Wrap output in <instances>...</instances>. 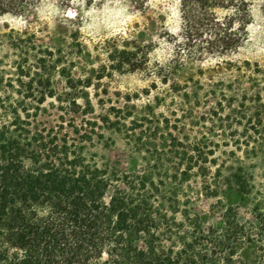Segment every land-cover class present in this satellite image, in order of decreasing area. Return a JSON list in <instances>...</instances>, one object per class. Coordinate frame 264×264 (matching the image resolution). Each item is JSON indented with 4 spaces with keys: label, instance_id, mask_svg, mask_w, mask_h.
Returning a JSON list of instances; mask_svg holds the SVG:
<instances>
[{
    "label": "rangeland",
    "instance_id": "1",
    "mask_svg": "<svg viewBox=\"0 0 264 264\" xmlns=\"http://www.w3.org/2000/svg\"><path fill=\"white\" fill-rule=\"evenodd\" d=\"M247 1V37L225 53L186 44L184 0H41L0 15V96L98 164L149 172L168 221L221 228L233 208L252 228L264 213V0ZM125 49L140 67L118 62ZM46 50L55 95L39 103L24 97L18 64L36 70Z\"/></svg>",
    "mask_w": 264,
    "mask_h": 264
},
{
    "label": "trees",
    "instance_id": "2",
    "mask_svg": "<svg viewBox=\"0 0 264 264\" xmlns=\"http://www.w3.org/2000/svg\"><path fill=\"white\" fill-rule=\"evenodd\" d=\"M40 2L0 0V15L22 14ZM184 4L192 6L185 16L187 45L199 41L202 48L225 53L243 44L251 19L247 0ZM215 7L231 14L222 20L212 12ZM121 53L128 57L118 58L120 64L140 67L134 51ZM53 55L46 50L36 70L18 64L24 97L42 103L55 95L47 68ZM184 96L189 99V92ZM0 108V264H264V213L257 214L252 228L239 221L233 208L224 214L221 228L195 220L183 227V221H168L149 172L100 165L66 137L33 130L20 108L7 107L1 96ZM208 159L199 151L196 163ZM235 183L245 187L242 176Z\"/></svg>",
    "mask_w": 264,
    "mask_h": 264
},
{
    "label": "clouds",
    "instance_id": "3",
    "mask_svg": "<svg viewBox=\"0 0 264 264\" xmlns=\"http://www.w3.org/2000/svg\"><path fill=\"white\" fill-rule=\"evenodd\" d=\"M177 2H179V0H177ZM3 19H7V17H4Z\"/></svg>",
    "mask_w": 264,
    "mask_h": 264
}]
</instances>
